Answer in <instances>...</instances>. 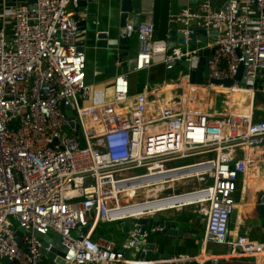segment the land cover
<instances>
[{"label":"built area","instance_id":"2783aa9c","mask_svg":"<svg viewBox=\"0 0 264 264\" xmlns=\"http://www.w3.org/2000/svg\"><path fill=\"white\" fill-rule=\"evenodd\" d=\"M81 2L23 3L10 32L0 28V264H122L125 248L165 229L156 222L142 231L140 219L184 208L206 221V242L243 255L258 252L246 234L230 237V222L238 181L246 180L241 175L264 165V109L257 106L264 95V0H226L219 7L196 0L197 6L172 11L171 23L184 32L182 46L157 39L152 19L136 27L127 21L121 36L136 35L138 53L115 76V102L101 107L80 102L91 90L79 42ZM198 29H205L206 41L197 37L193 46L189 35ZM213 48L201 85L207 92L248 91L246 113L211 112V100L191 90V71ZM156 64L175 65L174 74H182V103L155 104L147 93L131 99L129 75ZM97 108L100 118L89 116ZM180 159L193 160L174 164ZM129 221L121 245L96 233L100 223L121 228ZM57 234L62 255L53 251ZM45 236L51 237L46 244Z\"/></svg>","mask_w":264,"mask_h":264},{"label":"crops","instance_id":"0c3cea01","mask_svg":"<svg viewBox=\"0 0 264 264\" xmlns=\"http://www.w3.org/2000/svg\"><path fill=\"white\" fill-rule=\"evenodd\" d=\"M212 1L218 7L226 2V0ZM23 3L31 2L30 0H0V28L4 27L10 32L14 11ZM121 3L122 0H82L81 7L78 9L79 15L84 16L86 22L85 27H81L79 35V42L86 54V82L91 86L90 95L87 98L90 104L86 106L101 107L115 102V76L129 70L138 53V38L134 35L129 39V44L122 53V58L119 59L121 49L119 41L122 33ZM188 4L197 6V3L191 0H142L141 21L152 19L156 38L166 41L169 45V38L175 36L178 31V24L171 23L170 14ZM132 19L133 14H130L128 21L132 22ZM112 62H116L114 66L111 65ZM165 73L171 76L174 74V72L168 73L164 64H156L149 69L131 73L129 75L131 99L133 100L140 93H147L155 104L176 102L177 100L173 98L166 99L160 96L162 87L171 84L180 88V99L176 104L182 103V85L178 84L177 80L173 82L174 79L167 81ZM213 95L212 92L211 98ZM236 98L232 96L231 104L229 103L222 111L230 109L235 114L243 113L244 109L234 103ZM247 99L248 102H245L244 96L242 103L249 107L250 94ZM260 108L264 109V107ZM106 110H109V106ZM241 177L246 180L238 181L235 212L230 222V237L246 234L250 240L259 244L261 249L258 252L243 255L226 245L206 242L204 240L206 221L193 208H184L168 210L152 218L151 225L160 222L165 225V229L151 231L142 240L145 242L165 240L166 246L154 251L159 253L157 257H147L143 253L144 250L131 249L122 264H264V216L258 209L264 198V165L242 174ZM168 229L175 231L166 234Z\"/></svg>","mask_w":264,"mask_h":264},{"label":"water","instance_id":"95a60500","mask_svg":"<svg viewBox=\"0 0 264 264\" xmlns=\"http://www.w3.org/2000/svg\"><path fill=\"white\" fill-rule=\"evenodd\" d=\"M191 1L192 2H196V0H191ZM30 2L33 3V2H35V0H30ZM141 10H142V0H122V3H121V17H120V27H122L121 28L122 32H125V26H126V23L128 21V18H129L130 14H133L132 23L134 24L135 27L138 26V24L141 22ZM75 18L78 19V15H76ZM85 23H86L85 20L81 21L80 22L81 27H85V25H86ZM205 34H206L205 29H198L197 31L191 33L189 35L190 44L195 46L197 37H199L203 41H206ZM184 37H185L184 36V32L182 30H178L175 36H171L169 38V45L171 47L176 46L177 44L185 45V38ZM119 43H120V48H121L120 49V58L119 59H121L122 58V53L126 50V47L129 44V39L121 36ZM80 48L84 50V47L82 45L80 46ZM214 50H215V48L204 50L203 53H202V56L200 58L198 69L191 71L190 80H191L192 83H194L191 86V90L192 91L195 92V91L201 90L200 87L203 86L201 84H203L205 78L208 77V75H209L208 60L210 59L209 54L211 52H214ZM115 63L116 62H112L111 65L114 66ZM175 65H177V63H175ZM175 65L172 66L171 68L167 69L168 73H171V72L175 71V69H176ZM182 66L187 67L188 66V62L187 61L183 62ZM239 75H240V73H239ZM224 83L227 84V85H231L232 81L231 80H225ZM204 87H206V86H204ZM206 91H208L207 87H206ZM200 97H202L204 99H207L206 94H203L202 90H201V93H200ZM67 114L71 118V120H70L71 129H73L75 131L76 135L80 136L81 132H80V130H79L77 124H76V120L74 119V113L69 110L67 112ZM261 202L262 203L259 204L258 209H259L260 214L264 216V198H262ZM139 222L143 224L142 231H144L151 224V222L147 221V219H145V218L140 219ZM132 224H133L132 221H129L128 223L124 224L123 227H122V231L124 233H128L129 230H130V227L132 226ZM22 231H23V228H20L17 231V236H18L17 239H18V242L20 243V245L23 246L21 238H20V234H21ZM174 231L175 230L168 229L166 231V234H169V233L174 232ZM57 235H58V237L54 241L55 248L53 249V251L54 252L56 251L58 254L62 255L64 249L61 246L60 235L59 234H57ZM44 239H45V243L44 244H46L47 241L51 239V237L50 236H45ZM166 244L167 243L163 239L158 240L157 242H145V241L141 240L136 246H134L132 248H125V253H126V256H127L131 249L138 250V251L144 250L143 253L145 254V256H147V257H157L159 255V253L158 252H154V251L156 249L164 248L166 246ZM49 255L53 256V254H49ZM168 256H171V255L168 254ZM3 261L9 262V259L8 258H4ZM58 261L60 263H62V264L64 263L62 259H58Z\"/></svg>","mask_w":264,"mask_h":264},{"label":"rangeland","instance_id":"374dc122","mask_svg":"<svg viewBox=\"0 0 264 264\" xmlns=\"http://www.w3.org/2000/svg\"><path fill=\"white\" fill-rule=\"evenodd\" d=\"M185 72L183 71V74ZM166 75V79L167 81H171V79H174L173 81H176L178 79H180V76L182 74H180L179 72H177L176 74H173L172 76L168 75L167 73H165ZM187 75L184 76V78L182 79V81L184 82L187 79ZM171 77V78H170ZM214 95L212 98H215L217 101V105L216 108L218 109V111H222L223 109L227 108L226 106L229 105V103L231 104L232 101H230V98H232V96H234V94L236 93H229V92H225V91H214L213 92ZM81 106H86L89 105V99H85V100H81ZM257 106L258 107H264V95L262 94H258L257 96ZM246 110H243V113H245ZM78 123H79V119H78ZM193 159H180L174 162V164H183L189 161H192ZM100 229H103L104 231H106L107 233L110 234V236L114 237L115 240H117L119 242V244L121 245L125 238L127 237L128 234L124 233L122 231V229L119 227V223L117 222H109V223H104L100 225ZM74 234L76 235V233L74 232Z\"/></svg>","mask_w":264,"mask_h":264},{"label":"bare ground","instance_id":"6f19581e","mask_svg":"<svg viewBox=\"0 0 264 264\" xmlns=\"http://www.w3.org/2000/svg\"><path fill=\"white\" fill-rule=\"evenodd\" d=\"M160 86V85H159ZM162 86V85H161ZM163 88V90L162 91H160V96L162 95V96H164V97H166V99H170V98H173V100H177V101H179V99H180V94H179V91H180V88H178L177 86H174V85H171V84H169V85H167V86H164V87H162ZM200 89L202 90V93L203 94H206V96H207V99H205V100H211V95H212V92H214V90L213 91H210V92H207L206 91V87H204V86H201L200 87ZM217 91H227V89H225V88H218L217 89ZM233 93H236V94H234V97H237L235 100H234V103L235 104H238V105H240L244 110H248L249 109V107H248V105L247 104H245V103H242V100H243V98H244V96L246 97V100H245V102H248V97H249V92L248 91H245V90H237V91H235V92H233ZM247 93V94H246ZM246 94V95H245ZM176 101V102H177ZM240 103V104H239ZM198 104V106H199V108L200 109H203L204 108V106H205V104L204 103H202V102H198L197 103ZM198 108V110H200ZM192 109H195V108H192ZM88 112V114H89V116L91 115V114H93V115H95L96 117H99V115H98V108L97 109H95V110H88L87 111ZM90 117H88L87 118V120H86V127H88L87 129H88V131H90V126H91V123H90Z\"/></svg>","mask_w":264,"mask_h":264},{"label":"trees","instance_id":"16d2710c","mask_svg":"<svg viewBox=\"0 0 264 264\" xmlns=\"http://www.w3.org/2000/svg\"><path fill=\"white\" fill-rule=\"evenodd\" d=\"M170 76H171V75H170ZM211 99H212V98H211ZM216 105H217V101H216L215 98H213V100L210 101V111H211V112H216V111H218V109L216 108ZM221 112H223V111H221ZM101 224H102V223H100V224L97 226L96 233H104L105 235H109V236H110L109 233H107V232L104 231L103 229H100V225H101Z\"/></svg>","mask_w":264,"mask_h":264}]
</instances>
